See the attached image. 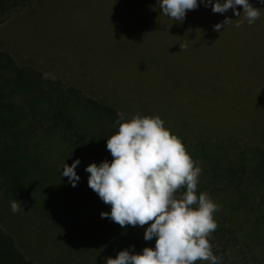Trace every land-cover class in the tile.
Instances as JSON below:
<instances>
[{
    "label": "rangeland",
    "instance_id": "rangeland-1",
    "mask_svg": "<svg viewBox=\"0 0 264 264\" xmlns=\"http://www.w3.org/2000/svg\"><path fill=\"white\" fill-rule=\"evenodd\" d=\"M203 5L181 23L162 14L159 0H35L0 23V51L128 119L160 116L188 153L202 143L264 145V16L237 28L232 10ZM212 16L232 22L213 32ZM0 227L37 264L116 257L86 250L30 209L13 213L1 195Z\"/></svg>",
    "mask_w": 264,
    "mask_h": 264
},
{
    "label": "trees",
    "instance_id": "trees-1",
    "mask_svg": "<svg viewBox=\"0 0 264 264\" xmlns=\"http://www.w3.org/2000/svg\"><path fill=\"white\" fill-rule=\"evenodd\" d=\"M34 1L0 0V23ZM249 2L264 16V3ZM237 11L243 16L241 6ZM119 118L105 103L40 72L17 67L0 51V195L69 232L88 251L116 256L125 249L140 253L154 248L155 238L144 240L147 225L121 227L102 218L100 213L111 207L88 186L85 168L113 159L107 138L118 132ZM223 147L202 143L189 152L202 168L197 194L207 192L219 206L214 213L218 227L209 238L213 254L222 258L221 264H264V145L229 151ZM76 159L80 179L73 187L61 165L70 166ZM0 264H37L2 227Z\"/></svg>",
    "mask_w": 264,
    "mask_h": 264
},
{
    "label": "clouds",
    "instance_id": "clouds-1",
    "mask_svg": "<svg viewBox=\"0 0 264 264\" xmlns=\"http://www.w3.org/2000/svg\"><path fill=\"white\" fill-rule=\"evenodd\" d=\"M201 3L211 6L213 13L233 10L239 17L236 27L245 20L252 25L262 10L249 0H159V8L163 15L182 23L187 11L197 9ZM237 6L242 7L243 16ZM231 22L225 18L214 30L220 32ZM180 48L187 50V42H181ZM119 115L115 122L118 132L107 138L106 145L113 159L85 168L90 174L88 186L111 207L110 212L100 213L102 218H110L121 227L147 225L144 240L155 238V247H145L140 253L122 250L115 258L107 257L106 264H221L222 258L213 254L209 240L218 227L214 213L219 206L207 192L197 194L202 172L199 162L164 126L160 116L136 114L125 120L123 114ZM79 164L76 159L70 166L61 165L62 175L73 187L80 179L75 171ZM10 207L13 213L22 210L16 199Z\"/></svg>",
    "mask_w": 264,
    "mask_h": 264
},
{
    "label": "crops",
    "instance_id": "crops-1",
    "mask_svg": "<svg viewBox=\"0 0 264 264\" xmlns=\"http://www.w3.org/2000/svg\"><path fill=\"white\" fill-rule=\"evenodd\" d=\"M80 16H74V18H75V20H77V18H79ZM234 17V16H233ZM236 17V16H235ZM212 18L214 19V21L216 22V24L217 23H220L221 21H223V20H225V18H223V19H219L217 16H212ZM81 21L83 20H85L86 19V16H81L80 18H79ZM83 21H82V23H83ZM53 22H55V21H53ZM57 25H59V24H57ZM92 25V24H91ZM60 26H62V25H60ZM104 26H105V24H104ZM106 26H109V24L108 25H106ZM240 27H242V25L240 26ZM99 28V27H98ZM208 28L211 30V31H215L214 30V28L212 27V26H208ZM223 28V27H222ZM222 28H221V30H220V32H223L222 31ZM237 28H239V27H237ZM108 30V28H104V31H107ZM225 31V30H224ZM99 32L100 33H102V31H100L99 30Z\"/></svg>",
    "mask_w": 264,
    "mask_h": 264
}]
</instances>
